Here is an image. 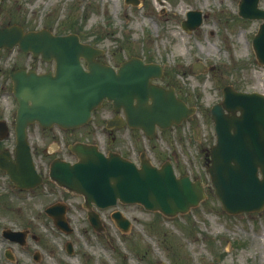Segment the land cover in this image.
Here are the masks:
<instances>
[{"label":"rangeland","instance_id":"obj_1","mask_svg":"<svg viewBox=\"0 0 264 264\" xmlns=\"http://www.w3.org/2000/svg\"><path fill=\"white\" fill-rule=\"evenodd\" d=\"M238 1L140 0L132 5L124 0H0V28L16 23L25 30L73 31L82 41L103 48L102 59L110 63L131 55L158 63L164 74L156 80L173 86L187 103L197 105V111L180 126L157 131L152 139L141 131H124L129 157H133V144L136 150L145 149L153 164L170 160L176 174L199 178L207 192L197 206L173 217L140 204L117 206L131 220L126 231L110 218L115 206L108 207L100 212L106 228L95 231L86 219L82 198L63 192L48 177L53 157L72 158L67 147L71 135L61 132L62 143L30 125L34 162L46 180L32 191L21 192L0 169V264H264V207L259 212L226 214L210 184L203 154L214 140L208 109L221 99L222 87L231 84L264 93V66L257 63L251 46L259 20L239 17ZM259 6L264 8V0ZM190 9L201 11L202 22L185 31L180 24ZM197 60L214 69L193 73L191 65ZM19 64L37 71L53 68L52 61L33 58L17 45L0 48V117L8 125L16 109L8 73ZM106 111V107L98 109L73 137L90 131L102 144ZM13 145V136L0 140V149L12 150ZM55 201L68 206L70 234L57 229L44 212ZM4 228L27 231L24 243L3 237ZM67 241L73 246L70 253ZM7 250L11 258L5 256Z\"/></svg>","mask_w":264,"mask_h":264},{"label":"water","instance_id":"obj_2","mask_svg":"<svg viewBox=\"0 0 264 264\" xmlns=\"http://www.w3.org/2000/svg\"><path fill=\"white\" fill-rule=\"evenodd\" d=\"M125 1L134 5L139 2ZM238 13L245 18L261 19L252 46L258 62L264 64V9L258 7V0H239ZM200 23V11L190 10L187 20L181 24L188 30ZM14 44L22 51H30L34 57L40 54L44 60L55 61L54 73L25 69L10 72L18 102L14 127L16 143L14 160L7 149L0 151V168L18 188H31L41 181L26 139L28 123L37 121L42 126L57 123L66 128L80 126L88 121L91 110L107 98L116 109L124 107L129 125L142 128L153 137L156 125L167 128L172 123L179 124L194 112L193 107L175 96L172 87L164 88L150 81L161 75L156 63H144L131 56L115 70L94 60L102 50L80 42L75 33L55 35L45 28L23 31L19 25L0 29V47L10 48ZM81 58L86 61L87 69L81 65ZM192 69L199 72L204 67L196 62ZM209 112L216 142L209 148L207 171L221 208L231 214L260 211L264 206V94L237 91L226 85L222 102L214 104ZM3 123L0 122V138L6 134ZM70 148L78 157L77 161L70 164L55 159L50 164L49 174L59 185L82 194L87 207L93 203L106 207L119 200L140 203L146 209L173 216L186 212L206 196L199 179L191 180L185 174L177 177L168 161L157 167L142 157L138 167L118 154L105 156L95 145L75 143ZM46 212L54 217L59 228L70 231L62 216V207L51 205ZM113 216L126 230L129 221L120 218L119 212ZM88 217L98 228V215L89 211ZM3 234L23 243L20 231L5 229ZM67 249L71 250L69 245Z\"/></svg>","mask_w":264,"mask_h":264},{"label":"flooded vegetation","instance_id":"obj_3","mask_svg":"<svg viewBox=\"0 0 264 264\" xmlns=\"http://www.w3.org/2000/svg\"><path fill=\"white\" fill-rule=\"evenodd\" d=\"M99 59H102V58H99ZM120 62H121V60L118 61L117 63H112V66L117 68V66L119 65ZM12 67H15V68L24 67V68L29 69V67H25L21 64H19L17 66L13 65ZM152 81L159 84V82L155 79H153ZM163 86L167 87L166 85H163ZM10 89H11V87H10ZM178 96H180L181 98H184L180 94H178ZM188 105H191V104H188ZM103 106L107 108V111H106V115L104 117H102V120L104 122V130H103L104 140L102 142L101 149L105 153H108L110 151H114V152H117L123 156H128L129 155L128 154L129 148L127 147V145H125L126 143L124 140V138H125L124 131H125V129L130 131L131 129L128 128L126 126V124L124 123V111L122 108H119L118 111H114V109L112 107V103L106 99L103 101ZM31 125H36L39 129L46 132V134H44V135H46V137H48V138L51 137L53 140L58 139V141L63 142V140H62L63 136H62L61 132H64V133L71 135V138H72L71 141L72 142L93 143V136H92L90 131H88L86 133H81L79 135H75L73 137V132L79 128L63 129V128L58 127L57 125H53L50 128H41L37 123L31 124ZM41 135L44 137L43 134H41ZM12 136H14L13 133H12ZM58 136H62V137L59 138ZM127 136H128V134H127ZM129 136H130V134H129ZM43 137H42V139H43ZM129 139H130V142H132L131 137H127L126 140L129 141ZM130 148L133 149L135 157L139 158L140 153L137 154V151L135 150L134 145H132ZM203 154L205 156V151L203 152ZM71 156H72L71 162H73L75 160V158H73V153L71 154ZM40 174L42 175V173H40ZM42 177H43V181L46 180V178L43 175H42ZM62 191L66 192L63 189H62ZM120 205L121 204L119 203L118 206H120ZM67 210H68V206L65 205L66 215H67ZM110 218H112L114 224L117 225V222L112 217V213H110ZM102 228H106V226L103 223H102Z\"/></svg>","mask_w":264,"mask_h":264}]
</instances>
